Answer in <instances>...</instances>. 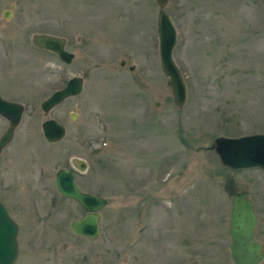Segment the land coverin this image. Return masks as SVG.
<instances>
[{"label":"rangeland","instance_id":"374dc122","mask_svg":"<svg viewBox=\"0 0 264 264\" xmlns=\"http://www.w3.org/2000/svg\"><path fill=\"white\" fill-rule=\"evenodd\" d=\"M159 11L155 0H0V95L26 109L0 156V180L14 186L0 195L21 226L17 264H232L240 192L264 244V172L225 169L211 149L218 136L264 134V0H170L182 110L161 68ZM35 34L66 39L73 62L34 47ZM74 77L82 94L45 113ZM49 119L67 130L55 144L42 130ZM8 127L0 116V138ZM61 169L108 200L96 241L71 230L85 212L59 194Z\"/></svg>","mask_w":264,"mask_h":264},{"label":"water","instance_id":"95a60500","mask_svg":"<svg viewBox=\"0 0 264 264\" xmlns=\"http://www.w3.org/2000/svg\"><path fill=\"white\" fill-rule=\"evenodd\" d=\"M160 8L158 15V37L160 63L164 75L168 78V86L172 92L175 105L182 110L187 103V85L183 73L176 64L173 52L177 45V30L166 11L170 0H155ZM10 11L4 13V19L10 18ZM34 46L51 51L60 60L71 64L74 55L66 50V40L51 35H34ZM126 62L123 61L122 65ZM134 70V67H131ZM84 87L81 77L72 78L65 88L55 92L42 103L44 112L62 104L69 98L79 96ZM24 107L18 103H11L0 96V115L9 121L10 126L0 140V153L13 140L18 126L22 122ZM71 119L76 120L74 114ZM43 132L49 142L62 141L66 136V128L56 120H48L43 126ZM211 149L216 151L224 168L239 171L260 169L264 172V134L247 135L238 138L217 137ZM72 165L80 172L88 170V163L79 158L72 159ZM56 185L59 193L75 200L86 212L83 219L71 222L72 232L80 237L96 241L100 237L101 210L107 207L105 198L83 192L76 181L75 175L66 169L57 173ZM259 218L256 206L249 194L236 193L232 196V208L228 236L230 238V258L233 264H263L264 244L257 238ZM18 226L8 216L6 209L0 202V264H14L18 257Z\"/></svg>","mask_w":264,"mask_h":264},{"label":"flooded vegetation","instance_id":"af4514ba","mask_svg":"<svg viewBox=\"0 0 264 264\" xmlns=\"http://www.w3.org/2000/svg\"><path fill=\"white\" fill-rule=\"evenodd\" d=\"M7 121V120H6ZM8 122V121H7ZM8 124H9V122H8ZM9 128V127H8ZM7 131V130H6ZM5 131V132H6ZM4 135V134H3ZM2 135V136H3ZM1 136V137H2ZM4 151V150H3ZM3 153V152H2ZM2 153H0V156L2 155ZM2 165V163H1V159H0V166ZM0 188H2V189H4V190H7V191H11V190H13V188H14V186L12 185V184H10L9 182L7 183V181H5V180H0ZM0 200H1V202H2V204L4 205V207L6 208V210H7V213L9 214V216L12 218V220L18 225V243H19V254H18V258H17V260L15 261V263L14 264H17L18 263V261H19V259H20V253H21V246H20V233H21V226H20V224H19V222L16 220V218H15V216H13V213H12V209H11V206L10 205H8L3 199H2V197H1V195H0ZM29 240H32V239H29ZM32 246H33V242H31V243H29V250H31L30 251V253L28 254V255H31V254H33V248H32Z\"/></svg>","mask_w":264,"mask_h":264}]
</instances>
